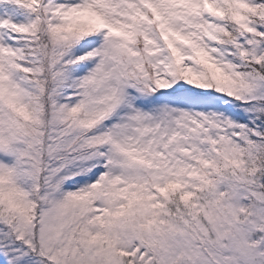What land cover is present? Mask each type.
<instances>
[{
    "label": "snow or ice",
    "instance_id": "obj_1",
    "mask_svg": "<svg viewBox=\"0 0 264 264\" xmlns=\"http://www.w3.org/2000/svg\"><path fill=\"white\" fill-rule=\"evenodd\" d=\"M0 264H264V0H0Z\"/></svg>",
    "mask_w": 264,
    "mask_h": 264
}]
</instances>
